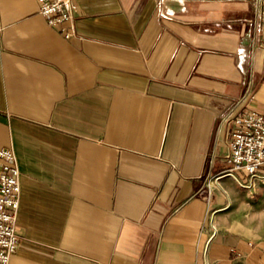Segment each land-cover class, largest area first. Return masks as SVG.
Segmentation results:
<instances>
[{
    "label": "crops",
    "instance_id": "0c3cea01",
    "mask_svg": "<svg viewBox=\"0 0 264 264\" xmlns=\"http://www.w3.org/2000/svg\"><path fill=\"white\" fill-rule=\"evenodd\" d=\"M74 1L67 38L38 0H0L9 264H264V238L233 224L264 183L226 173L223 123L264 111V0Z\"/></svg>",
    "mask_w": 264,
    "mask_h": 264
},
{
    "label": "built area",
    "instance_id": "2783aa9c",
    "mask_svg": "<svg viewBox=\"0 0 264 264\" xmlns=\"http://www.w3.org/2000/svg\"><path fill=\"white\" fill-rule=\"evenodd\" d=\"M38 2L49 25L60 28L67 38L75 34L78 4L74 0ZM223 123L227 127L226 173L242 183L237 173L243 171L252 185L264 183V111L235 107L225 114ZM21 194L16 152L12 147H0V264H9L21 241L17 226Z\"/></svg>",
    "mask_w": 264,
    "mask_h": 264
},
{
    "label": "rangeland",
    "instance_id": "374dc122",
    "mask_svg": "<svg viewBox=\"0 0 264 264\" xmlns=\"http://www.w3.org/2000/svg\"><path fill=\"white\" fill-rule=\"evenodd\" d=\"M243 181H248V177L241 175ZM257 208H263L264 211V199L255 200L252 206L237 207L236 220L233 223L237 230L254 238H264V227H255L249 221L257 214ZM257 216V215H256ZM260 219L254 221V224L258 223Z\"/></svg>",
    "mask_w": 264,
    "mask_h": 264
},
{
    "label": "bare ground",
    "instance_id": "6f19581e",
    "mask_svg": "<svg viewBox=\"0 0 264 264\" xmlns=\"http://www.w3.org/2000/svg\"><path fill=\"white\" fill-rule=\"evenodd\" d=\"M257 220V219H256ZM259 222V221H258Z\"/></svg>",
    "mask_w": 264,
    "mask_h": 264
}]
</instances>
